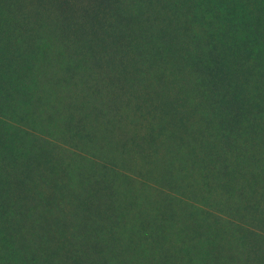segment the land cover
<instances>
[{
    "label": "trees",
    "instance_id": "obj_1",
    "mask_svg": "<svg viewBox=\"0 0 264 264\" xmlns=\"http://www.w3.org/2000/svg\"><path fill=\"white\" fill-rule=\"evenodd\" d=\"M255 4L0 0V264H129L136 248L120 244L113 199L93 203L109 188L100 178L92 190L79 181L70 209L52 183L61 159L31 105L39 78L56 68L109 109L146 117L168 137L163 158L181 163L185 145L193 184L223 197L225 215L212 219L248 262L264 264V0Z\"/></svg>",
    "mask_w": 264,
    "mask_h": 264
},
{
    "label": "rangeland",
    "instance_id": "obj_2",
    "mask_svg": "<svg viewBox=\"0 0 264 264\" xmlns=\"http://www.w3.org/2000/svg\"><path fill=\"white\" fill-rule=\"evenodd\" d=\"M250 1L256 5L259 0ZM56 69L39 78L31 110L38 118L37 129H43L39 134L61 159L52 183L59 186L64 202L69 201L65 208L78 202L72 194L80 180L92 190L90 183L100 178L109 188L98 189L99 196L91 195L92 201L112 198L117 204V222L124 223L120 244L136 242L135 250L127 253L129 264H251L241 247L240 252L228 241L225 226L212 219L213 213L225 215L219 199L223 197L193 184L197 171L185 166L187 157L182 156L188 148L175 149L179 148L183 165L172 155L163 158L168 137L147 128L146 117L109 109L83 84L65 82ZM200 119L203 127L205 117ZM32 120L29 113L28 123ZM77 130L88 131L92 141ZM194 131L198 135L200 125ZM190 141L194 143L188 138L182 144ZM32 195L37 196L35 191ZM195 207L206 210L207 218L199 216Z\"/></svg>",
    "mask_w": 264,
    "mask_h": 264
}]
</instances>
